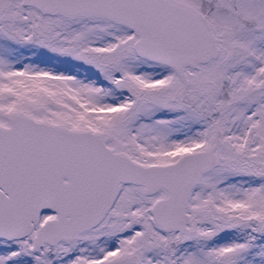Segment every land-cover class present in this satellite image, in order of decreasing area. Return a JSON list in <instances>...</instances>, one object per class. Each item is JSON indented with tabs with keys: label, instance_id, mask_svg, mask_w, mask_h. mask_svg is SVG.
<instances>
[{
	"label": "snow or ice",
	"instance_id": "snow-or-ice-1",
	"mask_svg": "<svg viewBox=\"0 0 264 264\" xmlns=\"http://www.w3.org/2000/svg\"><path fill=\"white\" fill-rule=\"evenodd\" d=\"M0 264H264V0H0Z\"/></svg>",
	"mask_w": 264,
	"mask_h": 264
}]
</instances>
